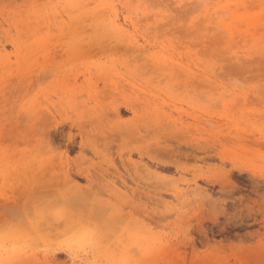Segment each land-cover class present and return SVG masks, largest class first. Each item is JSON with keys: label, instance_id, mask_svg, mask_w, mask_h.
Segmentation results:
<instances>
[{"label": "rangeland", "instance_id": "374dc122", "mask_svg": "<svg viewBox=\"0 0 264 264\" xmlns=\"http://www.w3.org/2000/svg\"><path fill=\"white\" fill-rule=\"evenodd\" d=\"M0 264H264V0H0Z\"/></svg>", "mask_w": 264, "mask_h": 264}, {"label": "bare ground", "instance_id": "6f19581e", "mask_svg": "<svg viewBox=\"0 0 264 264\" xmlns=\"http://www.w3.org/2000/svg\"><path fill=\"white\" fill-rule=\"evenodd\" d=\"M119 94H120V98H122L123 100L121 99L122 101H120V102H118L117 100H115L114 102H110L105 108L100 109V111H102V117H104V118L98 117V115L100 113L99 114L97 113V119H96L97 128L95 129V127H93L89 132H93V134L95 133L94 135H96L97 137H100L101 139H103V141H108L107 138L105 137V134L106 133L107 134L109 133V135L112 138L118 137L120 139V143H117V144L112 143L111 144V147H113V146L115 147V151L114 152L117 155H119V156L122 155L123 151H127L128 153H130L131 151L136 150L139 155L145 154L151 160L156 159V157L153 154L157 150L156 148H157L158 139H160L161 137L166 138V135H167V134H165L166 133L165 132L166 129L162 126L163 124L161 125V123L159 124V122L156 121V122L152 123V125H148V124H150L152 122L151 120L148 123L147 122V118L142 117V116L141 117L135 116L134 114H133V118L132 119H129L128 121H123V122L121 121L120 122L118 120H115L114 121V120L111 119L110 124L108 123L110 121L109 119H107L108 118V113H110L112 115H116V113L119 110H121V107H123L126 111L131 110L133 113L136 112L137 110L142 111V110H146L148 108V100L146 98H137L136 101H134V100L133 101H130L129 99H127V97H124L121 92ZM173 121H175V120L173 119L172 122ZM167 122H170V121H167ZM165 125L167 126V124H165ZM186 125H188V123ZM172 126H175V125H172ZM148 127H150V128H148ZM169 127H171V126H169ZM181 127H182V125H181ZM186 128L188 129V126ZM178 129H179V127H178ZM141 131L147 133V135H150L149 142H145L144 141V142L141 143L140 142V139H139V141L137 143L138 146L136 148L135 147L132 148L130 146L127 147L126 146V143L128 142V139L130 137H133V139H134L135 138L134 137L135 135L136 136H139L140 133H141ZM186 131H189V130H186ZM174 136L176 137V135H174ZM179 139H180V137H179ZM185 140H186V138H185ZM112 141H114V140H112ZM167 141H168V139H167ZM183 141H184V138H183ZM108 143L109 142H105L104 144H108ZM79 144H80V149L81 150H84L85 148H90V150L93 149V144H91V142H89V141L82 142V140H81L79 142ZM102 160L104 161V158ZM59 167L62 168V169L64 168V161H63L62 158H59ZM84 169L85 168H82V166H77V167H75V172L74 173L84 174V177L86 176V178H87V186H88V189L89 190L99 188L101 190L107 191V183H108V180H104L103 183H101L97 179L92 180V179H90V171H89V169L88 168H87V170H84ZM134 169L135 170H134V172H133L132 175H136L137 180H142V181H146L147 180V178H145L144 175H141V171L139 170L138 167H136ZM101 170L102 171H106L107 169L101 167ZM123 171H124V173L127 176H130L127 167H123ZM124 173L123 172H119L118 173V179L121 180L122 183H125V178L123 177L124 176ZM101 175H102V172H101ZM67 176H68V173L66 171H64L63 178H66L67 179ZM131 178H133V177H131ZM150 178H151V181L149 183H150V187L152 189V194H151V197L150 198L155 201L156 198H157L156 197V194H157V190H158L157 189V187H158V185H157V179L154 178V177H150ZM134 180L135 179H133V182H134ZM110 181H111V185H113L115 183L113 180H110ZM135 182L136 183H138V182L140 183V181H135ZM61 183H62V181L59 182L58 184H61ZM133 191H134V189H133ZM57 194L58 193H54V195H57ZM155 210L152 211V212L153 213L155 212V214H156V211ZM26 211L31 213L32 210H31V208H24V207L22 208V207H20V208H18L17 210L14 211L13 215H14V217H18V216L23 215ZM149 219H155V218L152 217V216H149ZM6 222H8V221H6ZM9 222H10V220H9ZM63 245H61L59 243V244H56V245H52L51 247H49V249H50V251H53V252L54 251H64L65 248H63Z\"/></svg>", "mask_w": 264, "mask_h": 264}]
</instances>
